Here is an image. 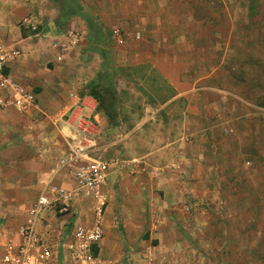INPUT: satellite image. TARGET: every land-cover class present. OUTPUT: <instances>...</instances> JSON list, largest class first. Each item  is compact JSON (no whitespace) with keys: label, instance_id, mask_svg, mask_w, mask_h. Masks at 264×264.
<instances>
[{"label":"crops","instance_id":"0c3cea01","mask_svg":"<svg viewBox=\"0 0 264 264\" xmlns=\"http://www.w3.org/2000/svg\"><path fill=\"white\" fill-rule=\"evenodd\" d=\"M48 2L0 0V42L13 43L21 50L9 72L22 84L35 89L38 110L33 114H38L39 121L33 124L32 131L22 130L16 125H24L30 116L19 117L14 110L10 111L12 109L0 110V119H7L15 131L22 132L26 142L19 148L27 159H33L34 173H40V178L49 176L66 148L70 135L65 117L69 93L83 97L84 114L96 120L100 128L108 125L107 115L99 109L97 99L91 97L89 91L92 83L98 84L95 78L103 72L100 60L89 55L95 53L91 50L93 37L89 25L81 17L62 19ZM25 16L35 19L38 34L21 28L19 23ZM65 31L76 33V41L66 38ZM196 40L199 42L191 43L189 48L193 57L200 49L204 50L200 37ZM62 44L67 45L65 51H61ZM59 55L63 58L60 62L56 60ZM183 57L190 60L187 53ZM187 63L181 79L160 70L171 93L163 106L182 102L181 125L172 129L171 139L164 146L149 143L148 162L133 164L121 159V152L128 150L125 137L130 139L146 123L152 124L156 112H151L141 117L125 137L107 145L109 148L116 144L118 155L105 160L111 163L103 184L106 211H115L121 219L125 245L132 257L129 264H143L141 254L147 242L140 240L143 230L159 239L172 227L180 226L188 236L198 238L202 232L213 228V216L220 217L221 224H226L224 230L229 235L225 238L229 240V247L247 249L246 264L253 263L255 248L262 249L264 263V161L256 164L249 160L251 156L246 149L245 143L250 142L253 132L248 127L252 111L248 105L243 107L249 101L239 94L240 91L245 93L246 86L241 89L242 82H232L231 76L223 72L220 61L213 60L211 65H197V68L194 65L192 69L189 61ZM117 133L121 135L120 130ZM163 150H171V157H166L165 165L154 168L152 164L165 154ZM58 182L69 188L74 186L67 172H63ZM220 185H224L222 189ZM222 202L224 206L215 207ZM84 204L76 206L80 214L85 212L80 207ZM80 222L87 225L90 221L82 219ZM177 244L178 241H174L170 246ZM221 245L219 243L218 247ZM241 263L244 262L241 260Z\"/></svg>","mask_w":264,"mask_h":264},{"label":"rangeland","instance_id":"374dc122","mask_svg":"<svg viewBox=\"0 0 264 264\" xmlns=\"http://www.w3.org/2000/svg\"><path fill=\"white\" fill-rule=\"evenodd\" d=\"M48 3L62 19L81 17L86 21L93 37L91 50L95 52L89 53L90 58L97 57L103 68L95 78L100 87L97 92L113 112V119L107 120L106 126L100 124L102 132L97 140L96 156L107 161L117 156L116 144L109 148L107 145L118 142L141 117L156 112L152 124L146 123L130 139L124 136L128 150L121 152V159L133 164L148 162L149 143L164 146L172 137V129L181 125V100L163 106L171 93L160 70L181 79L188 61L192 69L194 65V68L211 65L214 60L221 62L223 72L231 76L232 82H246L244 86L240 84L241 89L246 86L245 93H239L249 101L243 107L248 105L252 111L248 127L253 132L250 142L245 143L246 149L251 156L249 160L256 164L264 161V0H49ZM112 30L129 37L118 44L111 35ZM137 34L139 38H133ZM199 37L204 50L200 49L193 57L189 48L191 43L199 42L196 40ZM185 53L191 61L183 57ZM37 115L26 116L27 123L16 126L32 131L33 124L39 121ZM11 128L7 119H0V260L5 245L17 242V228L34 206L41 188L40 173H34L33 159H27L19 148L26 142L22 132ZM170 151L163 150L165 154L150 164L154 168L165 165L166 157H171ZM220 205L224 206V202L215 207ZM80 207L85 211L78 212L80 220L91 221V207L87 203ZM211 220L213 228L198 238L188 236L180 226L172 227L159 239L143 230L140 240L147 241L141 254L143 264H246L247 249L229 247L226 224H221L220 217L213 216ZM104 231L99 247L102 264H129L132 257L125 245L121 219L115 211L105 212ZM174 241L178 244L171 247ZM219 243L223 245L218 247ZM253 252L252 264H264L262 249L255 248Z\"/></svg>","mask_w":264,"mask_h":264},{"label":"built area","instance_id":"2783aa9c","mask_svg":"<svg viewBox=\"0 0 264 264\" xmlns=\"http://www.w3.org/2000/svg\"><path fill=\"white\" fill-rule=\"evenodd\" d=\"M19 25L39 33V25L31 16L22 18ZM63 35L76 41V33L72 31ZM111 35L118 44L129 37L118 30H112ZM133 38L138 39L139 34ZM60 48L65 51L67 45ZM20 55L21 50L15 44L0 42V110L12 109L31 116L38 110L37 93L9 72ZM62 59L61 55L56 58L59 62ZM68 101L65 117L70 135L66 148L49 176L39 178L41 188L35 204L17 228V242L5 245L1 264H102L99 247L105 234L107 208L103 184L111 163L96 156L101 128L96 120L84 114L83 97L71 92ZM63 172L72 177L74 186L69 188L58 182ZM80 203L91 207L92 219L87 225L80 222L76 209Z\"/></svg>","mask_w":264,"mask_h":264},{"label":"trees","instance_id":"16d2710c","mask_svg":"<svg viewBox=\"0 0 264 264\" xmlns=\"http://www.w3.org/2000/svg\"><path fill=\"white\" fill-rule=\"evenodd\" d=\"M98 88H100V87H98V84L92 83L89 86L90 96L93 97V98H95V99H97L99 109H101V110H103L105 112V114L107 115L109 121H112V119H113V112L108 110V107L109 106L106 107V104L103 101V98L97 92L99 90ZM153 243L156 244L157 241H153Z\"/></svg>","mask_w":264,"mask_h":264}]
</instances>
